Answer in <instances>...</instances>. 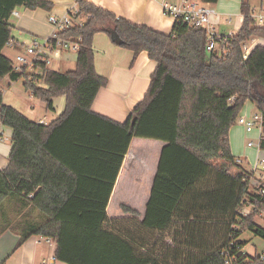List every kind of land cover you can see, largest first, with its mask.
<instances>
[{
    "label": "trees",
    "instance_id": "trees-1",
    "mask_svg": "<svg viewBox=\"0 0 264 264\" xmlns=\"http://www.w3.org/2000/svg\"><path fill=\"white\" fill-rule=\"evenodd\" d=\"M73 1L76 9L68 14L82 25L59 38L78 45L77 68L61 73L41 60L16 71L4 55L12 40L13 12H51L54 4L0 0V125L12 130L13 146L8 166L0 170V236L19 235L18 247L33 236L50 238L55 259L65 264H167L154 253L141 254L133 240L107 228V208L125 156L133 139L142 138L165 144L142 226L174 233L173 264H264V253L246 254L241 240L246 233L264 240L256 221L264 216V179L253 183L254 174L236 162L230 142L247 103L264 120V46H253L247 59L243 53L244 44L264 40L249 1L241 2L244 20L228 58L207 53V32L185 23L164 34L86 0ZM201 1L214 5L219 0ZM98 33L136 56L146 52L157 64L147 95L124 124L92 112L108 86L95 67ZM6 78L23 80L25 92L47 110L65 97V112L48 125L30 120L4 103ZM260 146L264 150V141ZM217 233H223L220 245L210 241Z\"/></svg>",
    "mask_w": 264,
    "mask_h": 264
},
{
    "label": "crops",
    "instance_id": "crops-1",
    "mask_svg": "<svg viewBox=\"0 0 264 264\" xmlns=\"http://www.w3.org/2000/svg\"><path fill=\"white\" fill-rule=\"evenodd\" d=\"M47 1L54 4V8L51 12L40 9L32 11L25 8H18L13 12V14L15 12L18 13V17L14 15L12 17L13 28L11 36L12 41L15 43V47L8 48L12 49V53L16 54V56L24 53L25 46H28L35 38L46 40L51 36L54 29L49 23L50 16L64 17L71 9L76 7V3L73 0ZM86 1L112 13L117 18L125 19L139 26H147L164 34H170L175 24L172 19L164 16L159 0ZM172 1L177 2L178 0ZM243 20L244 18L242 14H240L239 24L237 26L238 30L241 28ZM218 22L219 18L216 20L215 17L213 19V24L215 25ZM256 45L264 46V40H256L254 46ZM93 48L95 52L96 71L100 76L108 79V86L101 89L99 92L92 106V112L106 117L115 123L124 124L129 119L135 107L141 103L147 95L151 84V76L155 72L157 64L150 60L146 52H142L136 56L131 50L115 44L111 37L105 33H98L95 35ZM5 51H7V48L4 50V55L14 61V58H10L5 54ZM50 60L48 67L53 71L68 73L75 71L77 68V52L72 50H55L50 55ZM21 81L23 80L17 82L11 81L12 83L10 86L13 84L16 85ZM22 85L24 88V81ZM26 96L29 97L27 93ZM31 99L37 100L38 102L41 101L42 103H31V110L30 108L29 110L33 113L29 116L25 114V112H21V110L20 112L28 118L31 117L29 119L34 122L39 123L43 121L44 124L48 125L58 120L65 112L66 98L58 97L53 101V110H48L49 113L45 115L44 118H41V116L35 114L36 108H46V104L40 99L32 97ZM14 107L19 110L16 106ZM251 107L256 109L253 104L250 102L247 103L242 112L243 115L254 114V112L249 113ZM236 126H238V124H236L232 130ZM1 129L12 138L11 129L5 127ZM230 140L232 154L234 155L235 146L233 145L231 134ZM164 145L163 142L151 139H133L117 177L107 208V216L109 219L107 228L119 232L123 236L133 240L136 249L139 250L141 254L148 253L146 250L147 246H144L143 243V237L147 235L154 237L160 234L158 232L146 231L142 226V222L146 217L147 206L151 198V192L158 172ZM12 147V142H0V170L8 166ZM261 152H264V150L256 152L257 158L254 164L251 165L249 171L252 172L253 166L257 160L260 159ZM244 160L245 162H249L248 165L251 164L248 158ZM259 170L263 171L262 169H258L255 172L253 183H257V177L258 181L264 179V171L257 174ZM123 207L130 208L137 214L125 213L122 210ZM128 217L133 218L135 223L136 220L139 222V229L133 227L132 223L131 225L128 224L129 222L123 224L125 220L123 218ZM263 217L264 216L261 218L263 219ZM182 232L183 236H185V231ZM19 240V235L11 231H7L0 236V264H40L44 259H53L56 264H65L55 259V243L48 244L45 239L33 236L22 246L18 247ZM153 243L154 242H152V244ZM245 249L246 248H244V252Z\"/></svg>",
    "mask_w": 264,
    "mask_h": 264
},
{
    "label": "built area",
    "instance_id": "built-area-1",
    "mask_svg": "<svg viewBox=\"0 0 264 264\" xmlns=\"http://www.w3.org/2000/svg\"><path fill=\"white\" fill-rule=\"evenodd\" d=\"M162 6V12L165 17L172 19L175 23H185L190 29L204 30L208 34L206 51L209 54L217 55L220 58H228L231 56L230 46L233 38L237 32H232L228 35L219 34L213 24V19L217 17V12L210 4H199L196 0H178L173 2L172 0H159ZM76 9V7L74 8ZM14 16L18 17V13L15 12ZM253 18L256 21H260V26L264 27V5L260 9L253 8ZM244 18V17H243ZM49 23L53 26V32L51 36L46 40H40L35 38L28 46H25V52L16 56V63L14 68L16 71H22L23 68L28 67L32 69L36 61H44L47 65L50 64V55L53 51L58 49L72 50L77 52L78 45L75 43H69L59 38V33H62L75 25L82 23L73 20L69 14L64 17H49ZM52 40V42H50ZM255 39L250 41L249 44L243 45L244 58L247 59L250 55L251 49L255 44ZM7 47H15L14 41H9ZM39 124H44L43 121ZM237 124L242 126L247 133L256 132L258 135V143L251 141L248 143L249 148H258L261 150V141H264V120L261 113L258 111L252 115H240L237 120ZM1 128H4L1 126ZM0 128V142H12V138L9 137L3 129ZM257 144V145H256ZM236 162L240 165L244 163L242 158H238ZM252 173L258 169L264 171V159H258L253 166ZM264 193V191H263ZM246 213L248 210H245ZM48 244H54V241L50 238H44ZM264 260V254L262 255ZM40 264H56L53 259H44ZM226 264H230L229 261Z\"/></svg>",
    "mask_w": 264,
    "mask_h": 264
},
{
    "label": "rangeland",
    "instance_id": "rangeland-1",
    "mask_svg": "<svg viewBox=\"0 0 264 264\" xmlns=\"http://www.w3.org/2000/svg\"><path fill=\"white\" fill-rule=\"evenodd\" d=\"M196 1H198L199 4H202L201 0H196ZM248 1L253 8H257V9H260L261 6L264 4L263 0H248ZM241 2L242 0H220L217 3V5H211L212 8H214L218 14L216 17V20L217 18H219V22L216 23L214 27L219 34L228 35L232 32H237L238 30L237 26L239 24L238 21H239V17L241 14L240 12ZM257 25L258 26L261 25L260 21H257ZM255 40H258V39H255ZM6 48H7V51H5V54L9 56L10 58H14L13 62L16 63V54L12 53L11 51L12 49L8 47ZM11 83H12L11 80L7 78L2 84V87L4 89L5 104L7 105L9 104V106H12V107L16 106L17 108H19V111L21 110V112H25V114H27L28 116L31 115V113H33L32 111H30L31 103H42V102L41 101L38 102L37 100L31 99L30 95L29 97L26 96V93L24 92V88L22 85L23 81H21L20 83L16 85L13 84L12 86H10ZM256 111L257 109H254L253 107H251L249 110V113L250 112L255 113ZM48 113H49L48 110L42 107L36 108V111H35V114L37 116H41V118H44V116L47 115ZM241 115H243V113ZM232 132H233V135H232ZM231 139H232L233 145L235 146L234 156H236L237 159L238 158H242V159L248 158L251 161V164L248 165L249 162L248 161L245 162V160L243 159L244 160L243 166L247 170H250L251 165L254 164L257 158L256 152L258 151V148L257 147L249 148L248 143L251 141H254L255 143L259 142L257 133L253 132L249 134L246 132V130L242 126L238 125L231 131ZM259 158L260 160L264 159V152L260 153ZM262 172L263 171L259 170L257 174H260ZM256 181L259 183L258 177ZM123 219H125L123 224H127L129 222L128 224L131 225L132 223L133 227H137L139 229V222L137 220L135 223L133 218L128 217V218H123ZM257 223L264 228V217L263 219L262 218L257 219ZM222 234L223 233L219 235V233H217V235L215 236L216 239L215 240L210 239V241L213 240L214 244L220 245V243H222L223 241ZM173 236H174L173 232L161 233V234H158V236L155 235L154 237H150L147 235L143 237V243H144V246H147L146 250L148 253H151V254L154 253L157 257L165 261L167 264H173V261L175 258L174 253H173V250L175 249V246H174L175 241L173 242L174 240ZM178 240L180 241L181 239H178ZM241 240L246 242L245 252L248 255L249 254L250 256H255L256 254L262 255L264 251V240L263 239L256 237L251 233H246L241 237ZM152 242L154 243L152 244ZM177 244H179V242H176V245ZM185 252L192 253L195 256H199L200 254H202L201 251L195 250V249L194 250L185 249ZM185 257H186L185 255L180 256L181 263L185 261Z\"/></svg>",
    "mask_w": 264,
    "mask_h": 264
},
{
    "label": "water",
    "instance_id": "water-1",
    "mask_svg": "<svg viewBox=\"0 0 264 264\" xmlns=\"http://www.w3.org/2000/svg\"><path fill=\"white\" fill-rule=\"evenodd\" d=\"M118 42H120L119 38H117Z\"/></svg>",
    "mask_w": 264,
    "mask_h": 264
}]
</instances>
